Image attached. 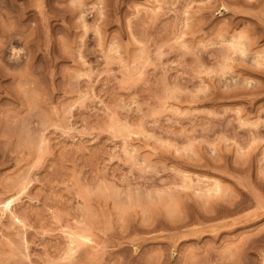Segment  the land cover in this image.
<instances>
[{
  "label": "rangeland",
  "instance_id": "obj_1",
  "mask_svg": "<svg viewBox=\"0 0 264 264\" xmlns=\"http://www.w3.org/2000/svg\"><path fill=\"white\" fill-rule=\"evenodd\" d=\"M0 264H264V0H0Z\"/></svg>",
  "mask_w": 264,
  "mask_h": 264
}]
</instances>
